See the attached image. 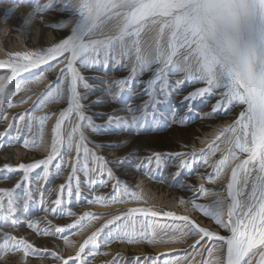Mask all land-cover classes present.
Segmentation results:
<instances>
[{
  "label": "snow or ice",
  "instance_id": "1",
  "mask_svg": "<svg viewBox=\"0 0 264 264\" xmlns=\"http://www.w3.org/2000/svg\"><path fill=\"white\" fill-rule=\"evenodd\" d=\"M56 3L61 5L56 11H67L72 15L70 32L47 47L10 52L7 59L0 60V69L10 72L6 79L0 77L4 81L0 84V108L5 103L8 107L13 106L12 96L16 93L8 92L11 82L22 74H31L41 68L54 72L55 77L34 107L53 102L65 104L58 110L51 128L47 155L31 163L4 164L0 169L23 173L14 188H0V217L7 219L9 213L15 216L18 208L13 194L29 181L31 173L42 170L39 179L47 182L53 167L56 175L65 166L71 168L67 181L59 185L52 202L54 215L56 206H63L65 193L69 200L73 195L80 197L82 184L94 191L96 186H107L105 177L115 180L110 198L93 196L87 201L89 204L109 206L142 199L139 193L130 191L126 183L122 187L109 167L110 162L88 146L85 129L95 131L98 126L92 122L86 109L101 101L86 104V94L79 91L81 85L91 90L82 69L104 67L107 70L112 65L115 70L127 67L124 63L127 60L131 63L128 76L109 82L119 89L112 94L114 99L123 93L126 85L136 83L138 77L147 71L152 73L151 77L140 82L145 85L144 92L148 97L145 105L158 104V96L166 97L185 84L199 83L204 86L189 92L184 100L194 102L199 98L217 96L211 113L206 116L220 112L227 114L240 108L235 119L222 127L205 148L170 154L179 160L173 173V176H179L182 170L197 163L207 165L208 155L220 152L219 159L212 165L214 173L206 177L210 183L222 179L229 164L235 161L227 183L221 186L226 189V196H215L211 204L197 203L196 200L215 190L207 189L203 184L188 186L195 187L190 197L192 210L210 220L212 227L219 231L201 226L188 215L155 211L150 207H130L104 221L79 244L74 256L50 254L61 264H87L86 249L98 250L101 238L105 243L115 240L154 245L199 236L189 246L195 250L205 245L208 258H202L199 264H254L257 253L255 264H264V0H47L43 4L40 0H0V7L4 8L7 18L12 12L29 5L32 11L27 15L38 16L43 23V13L53 9ZM49 26L60 30L64 22ZM176 73H183V76L173 83L170 78ZM45 78L44 72H40L24 83H36ZM19 119L25 122L28 132L33 133L31 140L24 141L25 147H43L44 127L49 114L28 116L25 113L20 114ZM112 120L110 116L109 123ZM34 122L39 127V142L34 133ZM12 127L10 123L5 131L0 132V138L8 136ZM21 127L20 123L15 124L17 138L21 135ZM222 139L227 146L224 150L219 147ZM73 151L75 155L66 161L65 153ZM149 159H154L159 167L161 154L153 153ZM116 162L123 163L119 158ZM30 187L29 183L23 193L25 208L32 198ZM42 192L41 186V207L44 205ZM184 203L181 197L179 204ZM66 215L75 213L69 210ZM101 215L86 212L76 221L62 226L53 225L45 216L43 219L49 227L42 229L36 221H28L27 226L38 234L59 236L65 245L75 247V242L64 233L83 229L85 222L90 225ZM161 217L170 222L158 223ZM167 232L174 235L167 238L161 235ZM14 250L23 252L25 257L36 251L24 237L4 233L0 252L6 254ZM95 254V251L91 253ZM165 255L168 254L134 256L132 264H179L180 258L162 259ZM183 259L188 260L187 257ZM111 264H116V258ZM125 264H128L127 258Z\"/></svg>",
  "mask_w": 264,
  "mask_h": 264
},
{
  "label": "rangeland",
  "instance_id": "2",
  "mask_svg": "<svg viewBox=\"0 0 264 264\" xmlns=\"http://www.w3.org/2000/svg\"><path fill=\"white\" fill-rule=\"evenodd\" d=\"M46 2L47 0H40L41 4ZM60 7L61 5L56 3L53 9L43 13V23L40 22L38 16L31 17L27 15L32 11L29 5L12 12L7 18L4 8L0 7V36L5 37L10 32L16 33L19 30L23 34V36H20L21 40H27L22 42L26 51L31 50L32 46L27 44L31 42L35 30L40 33V38L43 34L49 32L52 38L44 41L43 46H38V48L47 47L66 36L72 27L73 18L71 13L56 11ZM13 20L14 23H12ZM62 21L64 26L60 30L49 26L50 24H59ZM5 45L6 47L3 49H7L8 46ZM124 63L127 67L121 66L115 70L112 65L107 70L104 67L97 70L82 69V74L87 77V83L90 85L91 90L85 89L81 85L79 91L86 94L87 99L84 101L86 104L89 101H101L100 103L90 104L86 109V113L92 117V122L98 126L95 131L85 129L88 136V146L110 162L109 167L113 169L116 177L121 181L122 187L126 183L129 190L139 193L142 199L129 200L124 204H111L109 206L96 203L89 204L87 201L93 196H108L110 198L111 186L115 183V180H109L105 177L107 186H96L94 191L82 184V195L80 197L73 195L69 200L65 193L64 204L63 206H56V214L54 215L52 202L56 199L59 185L67 181L71 168L65 166L56 175L53 167L52 175H50L47 182L39 179L42 170H36L30 174L29 181L16 189L13 194L18 208L15 216L9 213L7 219L0 217V243L3 241V234L9 233L16 237H24L34 245L36 251L34 253L30 252L27 257L21 251L14 250L6 254L0 252V264H61V261L54 258L50 253L56 252L64 257L74 256L79 244L104 221L110 219L113 215H119L121 211H126L130 207H150L155 211H171L177 215H188L201 226L209 227L213 229L212 231H219V229L212 227L210 220L205 219L198 211L192 210L190 197H192L195 187L190 188L188 186L203 184L205 188L215 190L212 194L196 200L197 203L211 204L215 196H226V189L221 186L227 183L235 161L229 164L222 179L210 183L206 177L214 173L212 165L219 159L220 152L215 155H208L207 165L202 162L197 163L190 169L182 170L179 176H173L179 160L170 154L177 151L191 152L192 149L205 148L222 127L230 124L235 119L240 108H234L227 114L220 112L206 116V113H211L212 105L218 98L217 96L199 98L194 102L184 100L189 92L204 86L199 83L185 84L171 91L166 97L158 96L157 99L160 101L158 104L145 105L144 102L148 97L144 92L145 85L140 82L151 77L152 73L147 71L138 77L136 83L126 85L123 93L114 99L112 94L118 92L119 89L110 85L109 82L128 76L131 63L127 60ZM40 72H44L45 79L36 83H24L25 80L31 79ZM8 75H10L9 71L0 69V77L6 79ZM182 76L183 73H176L170 79L174 83L176 79L182 78ZM54 77V72H47L44 68H41L31 74H22L21 77L16 78L8 85V92H15L16 94L12 96V107H8L5 103L0 108V132L5 131L10 123L13 124V127L8 136L0 138V169L3 168L4 164L16 166L22 162L31 163L47 155L51 143V128L56 115H58V110L65 104L53 102L46 104L44 107H34V105ZM2 83L4 81L0 80V84ZM17 88H20V90L16 91ZM53 105L57 106L53 108ZM38 111L41 113L36 114ZM25 113L28 116L49 114V119L45 122L44 127L43 147H33L32 145L25 147L24 141L33 138V133L28 132L24 126L25 122L19 119L20 114ZM110 116L113 117L111 123H109ZM133 117L137 119L133 120ZM173 117H175V122H173ZM72 122L75 123V118ZM223 122L225 123L223 124ZM16 123H20L22 126L21 135L18 138L16 137ZM212 127L213 132L210 136L201 137V131L210 130ZM34 133L39 142V127L36 122H34ZM199 141L200 143H198ZM219 147L221 150L227 147L223 139L219 142ZM153 153L161 154L159 167H157L154 159H149ZM73 155H75L74 151L72 153L66 152L65 160L67 161ZM118 158L123 163H117ZM180 159H183V157ZM79 175L83 180V174L80 173ZM22 177L23 173L19 171L0 170V188L12 189ZM29 183L32 198L27 208H25L23 193L25 189L29 188ZM41 186L44 198L43 207L40 203ZM222 192L224 194H220ZM181 197L185 200L183 205L179 204ZM227 203L228 201L225 199L224 204L227 205ZM114 206L116 208L112 209ZM69 210L75 215H66ZM86 212L103 215L90 225L85 222L86 226L83 229L76 228L71 233H64V235L69 236L70 240L75 242V247L65 245L63 239L59 236L38 234L27 226L28 221H36L42 229L49 227L43 219L45 216L52 221L53 225L62 226L76 221ZM157 222L168 223L170 221L161 217L158 218ZM206 222L207 226H204ZM161 235L167 238L174 235V233L167 232L161 233ZM196 237L189 236L182 242L157 243L154 245L146 243L128 244L115 240L111 243H105L101 238L98 250L88 248L85 255L89 257L87 264H111L114 258H116V264H125L126 258L128 264H132V257L134 256H156L159 253L168 254L162 259L175 260L180 258L179 264H199L202 258H208V254L205 251V245H201L195 250L189 247L194 244ZM174 245H179V247L168 250H153L154 247L160 248L162 246L161 248H163L164 246L166 248ZM180 249L187 251H178ZM93 251L96 252L95 255H91ZM117 254H119L118 257ZM213 255H218V253ZM258 256L259 253L254 257V264ZM183 257H187L188 260L186 261Z\"/></svg>",
  "mask_w": 264,
  "mask_h": 264
},
{
  "label": "bare ground",
  "instance_id": "3",
  "mask_svg": "<svg viewBox=\"0 0 264 264\" xmlns=\"http://www.w3.org/2000/svg\"><path fill=\"white\" fill-rule=\"evenodd\" d=\"M14 22L15 21L13 20L12 23H14ZM20 36H23V34L19 30L16 33H11L10 32V34H7V36H5V37L4 36H0V60L7 59L8 58L7 54L10 53V52H17V51L23 52V51H25V46H23L22 42H26L27 40L26 39L25 40H21ZM50 38H52V35L49 32L46 33V34H43L41 36V38H40V33L37 30H35L33 32V37L31 39V42L28 43L27 45H31L32 46L31 49H36V48H38V46L39 47L43 46L42 45V44H44L43 42L47 41ZM4 44H7V46H8L7 49L6 48L3 49L4 47H6V45L4 46ZM56 106L57 105H53V108L56 107ZM19 108H21V107H19ZM38 113H41V112L40 111L36 112V114H38ZM55 115H56V113L54 114V116ZM224 123L225 122H223V124ZM212 132H213V127L210 130L201 131V137H208V136H210L212 134ZM198 143H200V141ZM220 194H224V193L222 192ZM156 203H158V202H156ZM114 208H116V206L112 207V209H114ZM204 226H207V222L204 224ZM211 230H213V229H211ZM214 231H216V230H214ZM198 238H199V236H197L195 238V240H197ZM191 242H192V240H191ZM161 247L160 248L159 247H157V248L154 247L153 250L157 251V250H161V249L162 250L176 249V248L179 247V245H174V246L166 247V248H164V246H163V248H161Z\"/></svg>",
  "mask_w": 264,
  "mask_h": 264
}]
</instances>
